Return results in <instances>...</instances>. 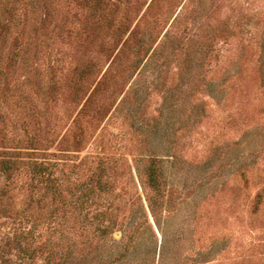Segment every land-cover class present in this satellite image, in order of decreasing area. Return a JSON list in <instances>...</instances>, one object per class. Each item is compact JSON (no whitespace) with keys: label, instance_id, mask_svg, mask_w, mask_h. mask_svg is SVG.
<instances>
[{"label":"rangeland","instance_id":"obj_1","mask_svg":"<svg viewBox=\"0 0 264 264\" xmlns=\"http://www.w3.org/2000/svg\"><path fill=\"white\" fill-rule=\"evenodd\" d=\"M0 113V264H264V0H0Z\"/></svg>","mask_w":264,"mask_h":264},{"label":"trees","instance_id":"obj_2","mask_svg":"<svg viewBox=\"0 0 264 264\" xmlns=\"http://www.w3.org/2000/svg\"><path fill=\"white\" fill-rule=\"evenodd\" d=\"M18 38H17V42H18ZM20 42V40H19ZM18 42V43H19ZM2 125V128L0 129V134H1V138H2V141H3V146L4 147H7L8 146H13V144L15 145V141L13 139H7L5 137L6 133H4V131H6V127H7V115L6 114H3V113H0V126ZM4 141H7L6 143ZM9 142V144H8ZM6 154V153H4ZM17 154V153H16ZM2 166L5 168V170H11V168L13 166L17 167L18 166V161H15V159L13 158H10V159H5V161L2 162ZM161 171L157 169V167H154L152 168L151 172H150V175H149V181H148V185H149V188L155 192V193H160L162 191V183H161V180H160V175H161ZM162 199V196L161 195H158L157 198H156V201L154 199L150 200V203H152L153 206H151V208L154 207L155 203L157 202H160ZM153 213L154 210H153Z\"/></svg>","mask_w":264,"mask_h":264}]
</instances>
